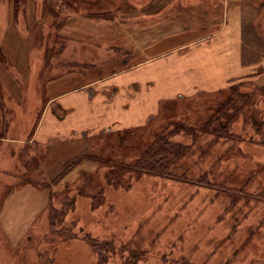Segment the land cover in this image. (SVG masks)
<instances>
[{"label":"rangeland","instance_id":"1","mask_svg":"<svg viewBox=\"0 0 264 264\" xmlns=\"http://www.w3.org/2000/svg\"><path fill=\"white\" fill-rule=\"evenodd\" d=\"M17 5L23 12L20 3ZM37 5L42 7L41 20L33 28L40 26L36 40L46 37L44 52L39 49V53L46 57L47 78L72 69L73 62L68 58L74 54L81 60L93 58L104 44L107 50L114 51L112 56L117 62L126 57L128 63L136 64L153 60L162 52L170 55L171 47L205 32H218L224 24L228 26L237 11H241L243 34L249 30L252 40L246 47L248 39L242 38V63L256 60L254 66L250 63L238 76L230 75L236 50L224 41V35L177 51L161 62V67H166L159 68L162 82L154 75L150 78L158 79L155 84L147 78L139 80L133 94L141 98L153 86L170 90L183 82L186 90L178 93L184 96L161 100L153 114L142 121H132L127 126L114 124L104 136L88 135L78 141L82 153L73 158L61 161L58 154L53 158L42 146L17 148L16 158L0 170V206L6 193L32 183L48 188L47 206L55 210L52 216L58 219L67 203L65 195L82 192L84 195L75 200L74 215L69 213L65 222L70 217H79L86 231L113 237L117 243L129 244L134 250H118L116 254L107 250L106 255L110 256L107 264H127L121 256L137 253L143 259L134 264H264V258H260L264 256V217L259 221L264 212L255 200L259 196L264 198V192L259 190L264 187V0H40ZM160 10L175 13L157 18L158 13L154 12ZM159 24L165 26L154 29ZM154 37L160 40H153ZM126 51L134 53L130 61L131 55L126 56ZM176 57L192 62L190 66H168V60ZM153 61L144 64L140 71L158 67L159 60ZM80 64L84 65V61ZM3 86L0 83V96L5 94ZM21 90L24 97L16 107L0 98L1 106L10 107L2 108L1 124L8 120L18 125L24 122L18 114L21 108L30 109L32 99L28 93L34 89L27 84ZM240 93L250 99L241 102ZM232 94L238 109L228 130L231 137L240 140L228 141L210 132L219 128L216 107ZM84 100L89 104L81 106L79 114H90L89 110L99 106V96L93 101L86 96ZM77 102L83 104L80 98ZM128 103L134 106L133 101ZM121 108L125 111V103ZM128 111L131 114V108ZM208 119V125H203ZM175 120L195 126L202 124L207 130L187 128L183 132L182 125L173 124ZM166 140L189 144L188 156L180 164L189 166L192 178L198 182L193 179V183H185L128 167L146 146L154 142L163 144ZM140 157L141 162L147 160ZM118 164L128 167L131 173ZM119 179L129 187H116ZM243 179H249V184L242 190H233ZM106 180L112 184L105 187L104 203L95 210L92 198L99 201V192L103 190L99 183ZM47 206L18 243H12L0 226V264H42L48 256L59 264H92L95 259L99 264L106 257L96 255V258L84 240L42 237L47 228ZM247 209L252 210L245 213Z\"/></svg>","mask_w":264,"mask_h":264},{"label":"crops","instance_id":"2","mask_svg":"<svg viewBox=\"0 0 264 264\" xmlns=\"http://www.w3.org/2000/svg\"><path fill=\"white\" fill-rule=\"evenodd\" d=\"M39 1L0 0V83L4 85L5 89V94L1 95L0 98L7 99L10 107H16V104H19L24 97L21 86L25 87L27 84H31L34 89L32 93H28V98L32 99L28 106L30 109L24 111L21 108V112L18 114L21 116L20 120H24L21 125L13 123L12 120H8L6 124L0 122V132L3 129V133H0V170L6 169L5 167L10 164V160L16 158L18 149L25 145L42 146L46 154L52 155L53 158L58 154L61 161L76 157L82 153L78 141L87 138L88 135L104 136V133L111 130L114 124L127 126L132 121L133 123L142 121L148 114H153L161 100L169 99L167 101H170L171 99L172 101L175 97L184 96L178 93V90L182 93L186 90L183 82L177 86L170 85V90L154 89L155 86H153L152 89L149 88L147 92H143L141 98L133 94V88H137L139 80L145 81L147 78L153 84L158 79L162 82L163 76L160 74L159 68L164 69L166 67H161V62L164 63L177 51L209 42L213 36L224 35V41L230 43L236 50V62L230 66L232 71L230 75L238 76L242 70L249 68L250 63H252L251 66H254L253 62L256 60L242 63V38L248 39L244 43L245 46L251 45L252 40L248 35L250 34L249 30L243 34L241 11H237L231 24L227 26L223 23V27L218 32L212 34L205 32L194 39L171 47L169 49L170 55H165L166 53L162 52L158 54V57H153V60H159L156 62L158 67L149 68L147 73L141 72L140 68L146 63L154 62L153 60L140 61L135 64L133 62L128 63L126 57H123L120 62H117L112 56L114 51L107 50V45L104 44L103 48H99L102 51L97 52V56L93 57L94 59L81 60V58H76L77 56L74 54L68 58L73 62L72 69L64 70L62 74L58 73L56 76L47 78L45 72L46 57L44 54V58H42V54L39 53V49L44 52L43 46L45 44L43 42L46 37L36 40L39 39L36 35L40 32V26L33 28V24L39 21L42 13V7L37 5ZM19 3L23 12L17 7ZM27 4L28 6H26ZM21 6L25 8H21ZM25 9L28 11V18ZM165 13L172 16L175 12L161 10L154 12L157 14V18L161 14L165 16ZM26 19H28V23ZM50 21L52 22V20ZM46 23L50 22L47 21ZM175 24L177 25V23ZM164 26H155L154 29H160ZM153 40H160V38L154 37ZM95 48L93 47V49ZM127 52L126 56L131 55L130 61L133 59L134 53L127 54ZM64 58L65 55L62 54V59ZM243 59L245 60L244 57ZM81 61H84V65L80 64ZM191 62V59L183 61L180 57L170 58L168 66H190ZM74 75L75 78L70 80V77ZM152 75L158 79L151 80L150 76ZM229 76H227V81ZM80 78L82 79L80 80ZM156 87L159 88L160 84L158 83ZM129 95H132L133 98L130 99ZM86 96H88L89 101H93V98L99 96L97 102L99 106L94 108V111L89 110L90 114H79L78 109L81 106L85 108L83 106L85 103L89 104L84 100ZM75 97L82 99L83 104L77 102L79 98L74 100ZM128 101H133L134 106L131 107ZM124 103L125 111L121 108ZM6 107L10 108L5 104L0 105V115L2 108ZM130 108L131 114L128 111ZM48 191V188L25 183L6 193L0 206V226L12 243L21 241L36 217L46 208L49 199Z\"/></svg>","mask_w":264,"mask_h":264},{"label":"trees","instance_id":"3","mask_svg":"<svg viewBox=\"0 0 264 264\" xmlns=\"http://www.w3.org/2000/svg\"><path fill=\"white\" fill-rule=\"evenodd\" d=\"M241 83V82H240ZM240 83H237L238 85ZM233 88L232 87L230 90H232L233 92ZM243 97V100H241V102L243 101H248L250 98H247L246 94L241 95V93L238 95V98L240 100V98ZM240 102V101H239ZM236 100L235 97L232 95L228 96V98L224 99L223 101L219 102V105L216 107V120L218 121V125L219 128L216 129L215 131H211L210 133L214 134L215 136L219 137V138H223L226 140H240L239 138L234 137V135L231 137L230 133H229V126L230 123L232 121V118L234 116H236V111L238 108H236ZM210 120L208 119L203 125L207 126L208 122ZM173 124H179L182 125V131L184 132L187 128H193V129H197V130H207L204 128V126L201 124L199 126H195L194 124H191L190 122H184V121H180V120H175L173 122ZM207 132V131H206ZM159 138V137H158ZM156 138V139H158ZM188 147L189 144L184 143L183 141H179L176 143H171L170 141L166 140L163 144L161 143H151L148 146H146L144 148V150L141 152V154L139 155V157H145L147 158V160H145L144 162H141L139 160V157H137V161L132 164L129 165L128 167L130 168H135L137 170H140L141 172H145V173H153L156 174L157 176H161V177H165V178H176L177 181H181V182H185V183H193V175L190 174V168L189 166H187L186 164H180L181 159L185 158L188 156ZM140 157V158H141ZM118 166L122 169V170H127L129 171V168L124 166L123 164H118ZM178 168V170H177ZM173 171V172H172ZM128 173H131V171H129ZM55 179V178H54ZM122 179V178H120ZM120 179L118 180V182H120L119 184H115L116 187H120V188H124L125 186L123 185V183L120 181ZM259 180V178H257ZM195 180V179H194ZM197 181V180H195ZM198 182V181H197ZM222 182H225V180L223 179ZM226 183V182H225ZM102 187V192L100 193V198L98 197L99 201L96 202L94 198H92L93 201V208H95V210L97 208H99V206H101L104 203V197H103V191L105 190V187L112 184L109 183L107 180L103 183H99ZM246 184H249V179H243L242 181H239V185L235 186V188H233V190H242L241 187H244ZM124 187H123V186ZM129 187L126 186L125 188ZM240 187V188H238ZM261 191V193L264 192V187L263 190L259 189ZM260 193H256V195H259ZM79 195H84L82 192L78 191L75 193H72L70 195H65L67 197V203L64 207V213L62 212V216L58 219H56L55 217L52 216L53 212H55V210L50 207L47 206V210H48V216L51 218L49 219L47 216V228L44 232V234L42 235V237L45 236H50L51 238H55L57 237L60 240L63 241H69V240H74V239H80V240H84L85 242L88 243V245L93 249V254L97 255H101L104 259L101 260V262L99 264L102 263H106L108 262V259L110 258V256L106 255L107 254V250H109L110 252H112L113 254H116L118 252V250H129V251H134L132 250V248H129L127 245L129 244H119V242L117 243V240L115 241L113 237H109V238H105V237H101L100 235L97 234H93L92 231L90 230H85V226H83L82 224H80L79 221V217H70V219L68 221L65 222L66 220V216L69 213H73L72 215H74L75 213V207H76V203L75 200L77 198V196ZM86 196V195H85ZM255 200H258L259 203H257L260 207L263 208V212H264V198L263 197H255ZM247 202H250L251 200L246 199ZM246 201H244L245 204ZM253 205V203H252ZM245 206H248L247 204H245ZM251 211L252 209H247V211H245V213H248L249 211ZM60 214V213H59ZM71 215V216H72ZM261 218L259 221H262L264 214H261ZM258 221V222H259ZM60 223V224H59ZM62 223V224H61ZM257 226L260 224H256ZM256 226V227H257ZM119 244V245H117ZM97 250V251H96ZM112 254V255H113ZM264 254V253H263ZM96 257V258H97ZM121 258H124L125 262L127 264H134L136 261L143 259V257L141 258V255L139 253L134 254V255H127V256H121ZM259 258V257H258ZM260 258H264L263 255L260 256ZM259 258V259H260ZM42 264H59L57 263L52 256H48V258H46ZM92 264H98V259H95L92 261Z\"/></svg>","mask_w":264,"mask_h":264}]
</instances>
